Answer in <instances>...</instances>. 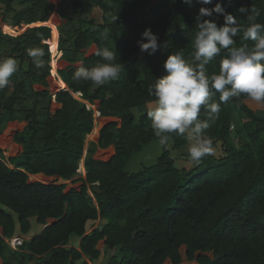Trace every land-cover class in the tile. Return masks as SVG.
<instances>
[{
	"label": "trees",
	"instance_id": "trees-1",
	"mask_svg": "<svg viewBox=\"0 0 264 264\" xmlns=\"http://www.w3.org/2000/svg\"><path fill=\"white\" fill-rule=\"evenodd\" d=\"M66 1L57 6L50 0H0L4 23L28 26L17 35L3 33L0 27V59L12 57L17 63L8 86L0 90V133L7 120L28 122L15 136L24 147L19 157L6 161L0 148V264H91L101 256L102 240L114 251L108 264H180L182 246L187 260L197 264H264V115L248 105L247 96L220 104L218 117L206 130L213 153L198 163L188 158V151L174 155L189 141L186 135L169 133L155 164L135 173L125 170L133 153L158 140L147 111L136 118L133 109L154 99L148 88L166 74L163 63L168 55L182 51L185 59L194 57V17L199 9L220 2L246 28L247 14L237 10L248 7L255 22L264 24V0H212L209 5L193 0L191 7L183 0H72L73 13L66 11ZM96 3L101 20L85 16L71 45L61 49V59L70 62L58 69L67 89L54 94L36 90L34 84L48 85L51 65L45 62L37 68L27 52L51 40L52 28L46 22L56 11L62 30ZM205 19L224 23L218 14ZM36 22L44 23L33 26ZM146 28L167 47L154 55L142 53L137 41ZM234 39L235 47L254 43L244 40L242 31ZM93 45L96 51L110 47L123 68L116 80L102 86L73 79L78 67L100 61L96 51L86 56ZM226 55L222 50L206 66L209 76L219 73ZM78 91L100 102V115L121 118L120 126L111 121L102 127L98 143L91 142L85 154L86 136L94 128L93 109L76 105ZM211 101L220 103L214 90ZM53 102L61 104L55 112ZM199 119H208L203 108ZM112 145L115 154L109 160L94 157L97 148ZM219 146L222 153L217 155L214 149ZM83 158L87 173L79 179L80 189L65 191L66 182L30 181V174L38 173L77 181ZM181 158L190 166L179 168ZM31 218L45 228L12 248L7 239L29 235ZM98 220L102 224L93 228ZM73 236L80 238L78 246L70 245Z\"/></svg>",
	"mask_w": 264,
	"mask_h": 264
},
{
	"label": "clouds",
	"instance_id": "clouds-1",
	"mask_svg": "<svg viewBox=\"0 0 264 264\" xmlns=\"http://www.w3.org/2000/svg\"><path fill=\"white\" fill-rule=\"evenodd\" d=\"M172 2L175 3L176 0ZM183 2L190 7L193 5V0ZM197 2L202 5L212 4V0ZM237 11L247 14L249 26L246 28H242L236 17L227 12L220 2L212 8L201 7L194 17L198 29L194 39V57L185 59L182 51L168 55L163 63L166 74L157 78L148 88L149 96L154 99L147 106V117L152 122L159 144L165 147L168 145L169 133L186 135L189 141L188 158L194 163L213 153L212 142L206 137V130L218 117L221 103L241 95L257 103H264V24L255 22L256 17L248 14V7L241 6ZM213 14L222 15L224 23L219 25L213 19H205L211 18ZM241 31L244 40L254 42L252 46H233L234 38ZM137 45L142 53L146 52L148 55H154L161 47H167L151 28L143 31ZM222 50H227V55L220 60L219 73L209 76L206 66ZM95 54L101 58L100 61L90 68L78 67L73 74L74 80L91 81L102 86L119 77L123 68L116 62V53L110 47L99 48ZM27 55L37 68L44 67L43 49L30 48ZM16 71L17 63L14 58L0 59V90L8 86L10 77ZM213 90L219 93L220 103L211 101ZM202 108L208 113L207 120L199 119ZM83 164L84 158L80 163L82 173ZM8 240L10 239L7 242Z\"/></svg>",
	"mask_w": 264,
	"mask_h": 264
},
{
	"label": "rangeland",
	"instance_id": "rangeland-1",
	"mask_svg": "<svg viewBox=\"0 0 264 264\" xmlns=\"http://www.w3.org/2000/svg\"><path fill=\"white\" fill-rule=\"evenodd\" d=\"M50 1L54 2L58 6L61 0H50ZM71 1L72 0L66 1L65 9L68 13H73V11H74V9L71 5ZM111 1L112 0H108V1L103 0L102 2L108 3ZM3 10H4V6H3V4L0 3V13ZM80 12L75 15L76 18L73 21H68L66 24H64V28L62 30L67 29L66 33L61 35L62 38H60V37L58 38L57 46H56L55 50H52V45L48 44V43L47 44L42 43V45L40 47L44 51V56L42 57L44 63L48 62L51 65V75L48 76V78H47L48 81L50 82V84L48 85L47 89L50 92H52V94H54V93H56L62 89L61 88L62 85H59L60 82L58 81L59 78H58L56 72L58 71L59 68H64L65 66H67L70 63L68 61L61 59V56H60L61 55V49L66 48L69 45H71L73 39L77 36V34L79 32V31H74V30L78 26V24L82 20V18H84V16L93 15V16L97 17L98 20H101L102 10L100 8L99 3L97 6L93 7L90 11L88 9V10H83ZM51 22H54L56 24V26L59 27L60 25H62L63 20L59 17L58 13L55 11L52 14V16L50 17L47 24H50V26H51L52 25ZM34 25H36V24H33V26ZM0 27L2 29V32L5 33L3 28H2L1 22H0ZM27 27L28 26L23 27V29L16 28L17 34L22 33ZM51 28H52V26H51ZM95 51H96V46L93 45L89 48L88 52L86 53V56L93 54ZM75 64L80 65L81 62H75ZM55 76H56L57 80L55 79ZM34 88L36 90H44L46 87L39 85V84H34ZM86 95H88V94H86ZM74 97L78 101L76 104L77 106H79L81 103H85L87 105V107L93 109L94 128H93L92 132L86 136L85 150H84V154H85L87 152L88 146L91 142L98 143L99 138H100L99 130L111 121L118 122V124L120 126L121 125V118L117 115H112V116L100 115L99 110H98V107H100L99 101H95V104L96 103L98 104V105L96 104L97 105V107H96L95 105H93L94 104L93 102L91 103L89 101V99H88L89 97L88 98L80 97L79 95H77V92L74 93ZM28 103H30V101ZM247 103H248V105H250L251 107H253L256 110V113L258 115H264V103H257L253 100H248ZM148 104H145L142 106H137L133 109V111L136 115V118H139V116L142 113L147 111ZM60 107H61L60 103L53 102L51 104V111L55 112ZM4 125H5V123H4ZM188 148H189V142H188V146L186 149L185 148L179 149L174 153V155L183 156L182 153L187 152ZM162 152H163V146H161L159 144L158 140L153 139L149 143L145 144L140 151L133 153V155L131 156V158L128 160V162L125 165V170L128 171L129 173H135V172L140 171L144 167L151 166L157 162L158 157L162 154ZM214 153L217 155L221 154L222 153L221 147L219 146V147L215 148ZM113 155H114V148L112 145V146H109L108 148H105V149L97 148V150L94 154V157L104 159V160H109ZM177 165L179 168H184V167H189L190 163L188 160H186V158H181L178 160ZM76 178H78L77 181H71V180L65 181L67 183V187H66L65 191H68L71 188L80 189V187L82 185V181H80L79 179L83 178L81 166L78 170V174L76 175ZM52 221L53 220H51V222ZM31 223H32L31 231H30L29 235H26V237H28L30 239H32L33 236L40 234L42 232V229L44 228V225L38 223V221L35 218H31ZM101 224H102V222H100L98 220L92 227L94 228V227L101 225ZM16 236H20L23 238V235L21 236V234H19V233H17ZM79 243H80V238L73 236L71 239L70 245L78 246ZM98 248L101 250V256L97 261L92 262L91 264H108L110 258L114 254V251L106 249L104 240L99 242ZM181 252H182V256H183V261L180 264H192V262L194 263V261L190 262L187 260V258H186V247L185 246H182ZM210 254L212 255V253H210ZM165 264H171V261L167 260L165 262Z\"/></svg>",
	"mask_w": 264,
	"mask_h": 264
},
{
	"label": "crops",
	"instance_id": "crops-1",
	"mask_svg": "<svg viewBox=\"0 0 264 264\" xmlns=\"http://www.w3.org/2000/svg\"><path fill=\"white\" fill-rule=\"evenodd\" d=\"M4 10H5V6H4ZM4 10L0 13V17H1L0 18V20H1L0 22H2V23H3V12H4ZM16 28H19V27H16ZM57 29H58V27H57ZM48 44H50V43H48ZM56 73H57V76L59 78L58 81H60L61 83L64 84L63 86H61V88L62 89L63 88L67 89V84L60 78V76L58 74V71ZM55 79H56V76H55ZM49 84H50V82L48 81V85ZM39 85H41V84H39ZM48 85L45 86L46 87L45 89L48 88ZM42 86H44V85H42ZM27 124H28L27 121L19 120V119L7 120L5 122V125L3 127V131L0 133V148L3 150V153L5 155L6 161L10 157H19L23 153L24 147H23L22 144L18 143L15 140V136L17 134H19V133H22L25 130V128L27 127ZM99 132H100V130H99ZM4 139H5L6 142L4 141ZM113 148H114V146H113ZM114 154H115V148H114ZM10 165L13 166L12 164H10ZM85 177H86V170H85V166L83 164V178H85ZM30 181L31 182H33V181H42V182H45L47 184H56V183L59 184V183L65 182L59 176H48V175H45L44 173L30 174ZM43 229H42V231H43ZM0 231H1V229H0ZM23 237L26 238V239H30V238H28L26 236H23ZM190 262H192V261H190ZM192 264H197V263L194 261V263L192 262Z\"/></svg>",
	"mask_w": 264,
	"mask_h": 264
},
{
	"label": "bare ground",
	"instance_id": "bare-ground-1",
	"mask_svg": "<svg viewBox=\"0 0 264 264\" xmlns=\"http://www.w3.org/2000/svg\"><path fill=\"white\" fill-rule=\"evenodd\" d=\"M108 1V0H107ZM98 5V3H96L93 7H95V6H97ZM92 7V8H93ZM91 8V9H92ZM91 9H89V11L91 10ZM85 17V16H84ZM83 19V18H82ZM1 21V20H0ZM42 23H44V22H36L35 24L36 25H40V24H42ZM52 23V38H51V40H49V41H44L43 42V44H47V43H50L51 45H52V50H55L56 49V46H57V41H58V38L62 35V34H64V33H66V30H58L57 29V26H56V24L54 23V22H51ZM1 24H2V28H3V30H4V32L5 33H9V34H12V35H17V30H16V28H13V27H11L9 24H7V23H2L1 22ZM46 24H47V22H46ZM48 25H50V24H48ZM27 26V25H26ZM25 26V27H26ZM55 63V62H54ZM56 66V65H55ZM55 70V69H54ZM60 82V81H59ZM59 85H64L63 83H61L60 82V84ZM77 95H79L80 97H84V98H88L89 96L88 95H86L83 91H78L77 92ZM89 99V101L92 103H94L93 105H95L96 107H97V105L95 104V102L94 101H92L90 98H88ZM4 141H5V139H4ZM6 142V141H5Z\"/></svg>",
	"mask_w": 264,
	"mask_h": 264
},
{
	"label": "built area",
	"instance_id": "built-area-1",
	"mask_svg": "<svg viewBox=\"0 0 264 264\" xmlns=\"http://www.w3.org/2000/svg\"><path fill=\"white\" fill-rule=\"evenodd\" d=\"M22 239L19 238V237H16V238H12L10 240H8V242L10 243V245L13 247V248H17L18 245H20L22 243Z\"/></svg>",
	"mask_w": 264,
	"mask_h": 264
},
{
	"label": "water",
	"instance_id": "water-1",
	"mask_svg": "<svg viewBox=\"0 0 264 264\" xmlns=\"http://www.w3.org/2000/svg\"><path fill=\"white\" fill-rule=\"evenodd\" d=\"M99 105H100V102H99ZM100 159V158H99Z\"/></svg>",
	"mask_w": 264,
	"mask_h": 264
}]
</instances>
